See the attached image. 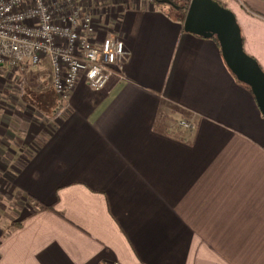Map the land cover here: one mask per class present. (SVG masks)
I'll return each mask as SVG.
<instances>
[{"label": "crops", "instance_id": "0c3cea01", "mask_svg": "<svg viewBox=\"0 0 264 264\" xmlns=\"http://www.w3.org/2000/svg\"><path fill=\"white\" fill-rule=\"evenodd\" d=\"M80 2L129 56L102 89L0 112V264H264V115L219 42L156 0ZM226 4L264 68V0Z\"/></svg>", "mask_w": 264, "mask_h": 264}, {"label": "built area", "instance_id": "2783aa9c", "mask_svg": "<svg viewBox=\"0 0 264 264\" xmlns=\"http://www.w3.org/2000/svg\"><path fill=\"white\" fill-rule=\"evenodd\" d=\"M95 31L94 17L80 0H0V72L5 67L24 71L46 60L62 103L69 101L81 76L91 88L102 89L122 70L129 53L118 37L96 46L91 40ZM179 125L196 129L187 119Z\"/></svg>", "mask_w": 264, "mask_h": 264}, {"label": "water", "instance_id": "95a60500", "mask_svg": "<svg viewBox=\"0 0 264 264\" xmlns=\"http://www.w3.org/2000/svg\"><path fill=\"white\" fill-rule=\"evenodd\" d=\"M183 27L187 32L218 40L228 67L238 80L250 87L264 115V68L245 50L242 28L235 13L217 0H191Z\"/></svg>", "mask_w": 264, "mask_h": 264}, {"label": "rangeland", "instance_id": "374dc122", "mask_svg": "<svg viewBox=\"0 0 264 264\" xmlns=\"http://www.w3.org/2000/svg\"><path fill=\"white\" fill-rule=\"evenodd\" d=\"M223 1L227 2V0ZM48 69V63L44 60L40 65L30 66L24 71L12 67H5L0 72V112L5 113V116H3L4 119H16L13 118V113L17 111L21 103H24L23 94L21 95V93H25L27 85L31 86L34 83L33 77L37 74L47 75ZM1 78H4L6 82H2ZM27 81L30 84H26ZM26 107V109H29L28 106ZM175 120L177 121V119Z\"/></svg>", "mask_w": 264, "mask_h": 264}, {"label": "trees", "instance_id": "16d2710c", "mask_svg": "<svg viewBox=\"0 0 264 264\" xmlns=\"http://www.w3.org/2000/svg\"><path fill=\"white\" fill-rule=\"evenodd\" d=\"M156 1L160 2L161 4L167 5L169 7H174L179 14L180 21L182 23H184L185 16H186V13H187V10H188V7H189L191 0H171L172 3H168V2L163 1V0H156ZM217 1H219L224 6H227L226 2H224L223 0H217ZM33 91L34 90L31 89L29 86H26V91L24 93V99L26 100V102L35 106L36 108H45L46 110L49 111L50 110L49 108H52L54 104H56V105L62 104L61 103L62 101L60 100L59 96L56 94L54 89H53V92L55 95L53 96V95L48 93V96H50V97L47 96V97H45V99H44V97H42V95H40L38 93L35 94Z\"/></svg>", "mask_w": 264, "mask_h": 264}]
</instances>
